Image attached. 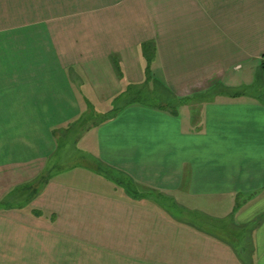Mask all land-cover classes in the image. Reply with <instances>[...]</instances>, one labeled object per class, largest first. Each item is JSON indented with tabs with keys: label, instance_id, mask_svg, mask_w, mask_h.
<instances>
[{
	"label": "crops",
	"instance_id": "obj_1",
	"mask_svg": "<svg viewBox=\"0 0 264 264\" xmlns=\"http://www.w3.org/2000/svg\"><path fill=\"white\" fill-rule=\"evenodd\" d=\"M0 264H264V0H0Z\"/></svg>",
	"mask_w": 264,
	"mask_h": 264
},
{
	"label": "trees",
	"instance_id": "obj_2",
	"mask_svg": "<svg viewBox=\"0 0 264 264\" xmlns=\"http://www.w3.org/2000/svg\"><path fill=\"white\" fill-rule=\"evenodd\" d=\"M2 207V205L0 204V208Z\"/></svg>",
	"mask_w": 264,
	"mask_h": 264
}]
</instances>
